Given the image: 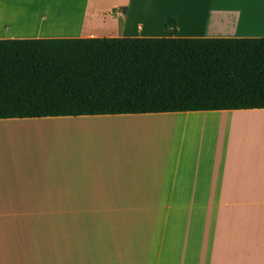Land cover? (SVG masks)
I'll use <instances>...</instances> for the list:
<instances>
[{
  "label": "crops",
  "instance_id": "obj_1",
  "mask_svg": "<svg viewBox=\"0 0 264 264\" xmlns=\"http://www.w3.org/2000/svg\"><path fill=\"white\" fill-rule=\"evenodd\" d=\"M85 12L49 34L0 14V40L264 38V0H85ZM134 14H162V31ZM40 124L53 133L31 141ZM0 264H264V110L0 120Z\"/></svg>",
  "mask_w": 264,
  "mask_h": 264
},
{
  "label": "trees",
  "instance_id": "obj_2",
  "mask_svg": "<svg viewBox=\"0 0 264 264\" xmlns=\"http://www.w3.org/2000/svg\"><path fill=\"white\" fill-rule=\"evenodd\" d=\"M238 110H264V38L0 40V120Z\"/></svg>",
  "mask_w": 264,
  "mask_h": 264
},
{
  "label": "bare ground",
  "instance_id": "obj_3",
  "mask_svg": "<svg viewBox=\"0 0 264 264\" xmlns=\"http://www.w3.org/2000/svg\"><path fill=\"white\" fill-rule=\"evenodd\" d=\"M33 3L35 5L40 4L39 6H43V4H46L47 6L46 15H45L47 20L45 24L43 23L44 25L40 24L38 26L37 29L39 30L37 31L39 33H47V34L57 33V32L67 33L68 31H64L63 29H59V30H54V29L63 25L64 22H65V25L67 24L66 26L70 25V27H73V29H76L81 24L84 18V15H85V0H36V2L28 3L23 6V7H27L25 8V10L22 9V12L28 18H23L21 21H18V18H11L10 26H12L11 27L12 30H14L15 28L14 31L24 32V33H30L33 30L34 31L36 30V27H37L36 23L31 22L29 19V18L35 19L39 16V13H35V11L31 10L30 8V5ZM260 11L261 9L260 10L257 9L255 11H247L246 15L244 14V16H242L243 14L241 13V21H244L247 18L250 20V18L257 16L260 13ZM233 16H235L234 13H233ZM229 18H233V17L229 16ZM234 20L237 21L238 18ZM249 22H247L246 24H248ZM26 29H30V31Z\"/></svg>",
  "mask_w": 264,
  "mask_h": 264
},
{
  "label": "rangeland",
  "instance_id": "obj_4",
  "mask_svg": "<svg viewBox=\"0 0 264 264\" xmlns=\"http://www.w3.org/2000/svg\"><path fill=\"white\" fill-rule=\"evenodd\" d=\"M32 2H36V0H0V4L4 3V9L2 10V7H1V10H0V14H3L4 15V18L5 20L7 19V21L10 23V20L11 18H18V21H21L23 18H28L27 16H25V14L22 12V8L24 5L28 4V3H32ZM15 9V10H14ZM86 14V12H85ZM163 14V13H162ZM162 14L160 15V17L158 18L159 21L157 22H150L148 23L146 20H143V19H139L137 16H139L138 14H134V19L133 17H130V21L129 22H132V25L137 22V20H140L142 21L143 23V29L144 31L146 32H150V31H157V32H161L162 31V26H161V21L163 20L162 19ZM85 16V15H84ZM39 17V16H38ZM43 18L44 19V22L47 20V18L44 16ZM31 22H34L36 23V30L30 32V33H25V34H33V33H36L38 32L37 29L38 28V25L40 23V19L38 18H35V19H32V18H29ZM68 19V18H66ZM183 21V20H182ZM67 22V21H66ZM72 22V21H71ZM43 23V22H42ZM46 23V22H45ZM44 23V24H45ZM184 23V22H183ZM41 24V23H40ZM43 24V25H44ZM42 25V24H41ZM67 25V24H66ZM65 25V22L63 23V25L57 27L56 29L54 30H59V29H63L64 31H68L67 33H72L73 32V27H70V25L66 26ZM76 25V24H75ZM185 25V24H184ZM12 27V26H11ZM186 27V32L188 31V27L185 25ZM15 30V28H14ZM13 30V31H14ZM28 31H30V29H26ZM52 30V29H51ZM71 31V32H69ZM15 33H18V34H24V32H16L14 31ZM39 33V32H38ZM58 33V32H57ZM35 127H37V129L39 130H42V131H46V132H43V133H37V134H34V133H30L31 135L29 136L30 140H34V141H40V140H45L47 138H49L50 136V133H53V129L54 128H50L48 127V125H43V124H40L39 126L36 125ZM34 127V128H35ZM34 129L33 127H23V128H20V127H14V131L16 132H21L23 130H26V132L28 131L27 129ZM47 130H49L47 132ZM27 136V135H26ZM63 212L64 213H67V212H70L71 210H73L74 208H77V205H63ZM79 207H82V208H85V210H89V207L90 205H80ZM60 208V205H57V210ZM70 210V211H68Z\"/></svg>",
  "mask_w": 264,
  "mask_h": 264
}]
</instances>
